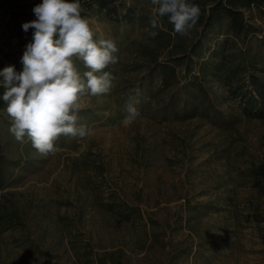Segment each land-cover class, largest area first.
I'll return each instance as SVG.
<instances>
[{
    "label": "rangeland",
    "instance_id": "1",
    "mask_svg": "<svg viewBox=\"0 0 264 264\" xmlns=\"http://www.w3.org/2000/svg\"><path fill=\"white\" fill-rule=\"evenodd\" d=\"M125 2L131 23L85 16L95 38L119 50L107 69L110 92L80 101L78 124L91 135L61 136L55 153L42 156L27 138L15 140L6 105L0 109V264H264V190L249 177L264 162V116H247L211 77L204 86L213 108H184L197 68L191 64L188 73L185 65L176 69L183 87L177 112L162 110L163 95L153 100L155 111L139 103L140 116L124 123L132 90L144 95L148 83L157 87L150 75L156 62L174 64L183 54L205 60L216 40H227L235 62L254 56V74L264 78V8L240 9L244 35L234 36L223 18L202 35L194 27L188 36L167 37L161 18L151 27V0ZM119 207L139 216L124 219Z\"/></svg>",
    "mask_w": 264,
    "mask_h": 264
},
{
    "label": "clouds",
    "instance_id": "2",
    "mask_svg": "<svg viewBox=\"0 0 264 264\" xmlns=\"http://www.w3.org/2000/svg\"><path fill=\"white\" fill-rule=\"evenodd\" d=\"M151 4L155 6L151 27L167 16L174 34L180 36L190 35L201 14L190 0H151ZM33 13L36 19L22 25L25 32L34 29L21 58L22 71L13 66L0 71L5 88L2 100L15 140L23 143L27 138L40 155L47 156L55 153L61 136L91 135L86 125L78 124L80 101L110 92L114 77L107 69L118 63L119 50L114 41L95 38L88 19L81 15L79 0H42ZM77 60L87 69L83 73ZM141 95L138 86L129 95L126 125L140 116L136 105Z\"/></svg>",
    "mask_w": 264,
    "mask_h": 264
},
{
    "label": "trees",
    "instance_id": "3",
    "mask_svg": "<svg viewBox=\"0 0 264 264\" xmlns=\"http://www.w3.org/2000/svg\"><path fill=\"white\" fill-rule=\"evenodd\" d=\"M190 2L198 5L201 10L199 20L195 25V27H201V35L223 18H226L227 27L234 36L244 35L248 30V25L240 9L264 8V0H217L210 6L199 0H190ZM40 3L42 0H0V71L9 66H13L17 72L20 71L21 58L26 50V45L32 41L34 33V29L31 28L25 32L22 25L36 19L33 8ZM79 3L83 17L89 13H102L117 23L133 21L132 8L126 5L125 0H79ZM161 19L162 25L166 29L161 34L171 37L174 33V26L169 22L167 16ZM201 41L202 37L192 46V50L200 45ZM236 58V54L231 51V45L227 44V40L220 39L214 42L211 52L205 60L192 61L189 54H183L174 58V64L166 61L156 62L150 75L152 76L154 73L158 77L157 87L153 91L151 84L148 83L145 94L140 97V103L145 110L152 112L158 106V103L153 104V100L157 101L163 95H167L168 99L162 110L170 105L174 109L172 113L177 112V97L183 87H177L179 80L176 69L178 66L185 65L188 73L190 65L194 64L197 67L195 68L196 73L191 75L190 83L188 82L191 89L185 86L184 108L189 107L190 110H195L199 105L213 108V101L208 98L204 86V80L211 77L220 82L221 87L226 88L230 95L240 100L247 116L262 117L264 116V78L254 74V70H256L254 56L242 59V63L235 62ZM4 91L3 77L0 76V109L5 106L2 100ZM213 113L222 117L221 112L217 109H214ZM249 177L254 187L264 190V162L250 168ZM118 211L124 219H133L139 216L137 209L132 207H119Z\"/></svg>",
    "mask_w": 264,
    "mask_h": 264
}]
</instances>
